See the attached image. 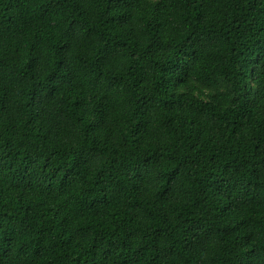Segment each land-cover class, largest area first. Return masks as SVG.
<instances>
[{"label": "trees", "instance_id": "1", "mask_svg": "<svg viewBox=\"0 0 264 264\" xmlns=\"http://www.w3.org/2000/svg\"><path fill=\"white\" fill-rule=\"evenodd\" d=\"M0 264H264V0H0Z\"/></svg>", "mask_w": 264, "mask_h": 264}]
</instances>
